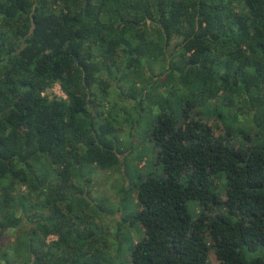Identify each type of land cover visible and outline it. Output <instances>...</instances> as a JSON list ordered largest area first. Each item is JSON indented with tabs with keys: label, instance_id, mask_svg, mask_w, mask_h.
I'll return each mask as SVG.
<instances>
[{
	"label": "trees",
	"instance_id": "trees-1",
	"mask_svg": "<svg viewBox=\"0 0 264 264\" xmlns=\"http://www.w3.org/2000/svg\"><path fill=\"white\" fill-rule=\"evenodd\" d=\"M142 104L162 174L120 220L86 178L127 174ZM25 222L4 264H118L126 224L130 264H264V0H0V229Z\"/></svg>",
	"mask_w": 264,
	"mask_h": 264
},
{
	"label": "rangeland",
	"instance_id": "rangeland-1",
	"mask_svg": "<svg viewBox=\"0 0 264 264\" xmlns=\"http://www.w3.org/2000/svg\"><path fill=\"white\" fill-rule=\"evenodd\" d=\"M171 48V47H170ZM158 65L155 66V71L158 73L160 72L158 69ZM189 94V93H188ZM46 95L51 97L57 98H65V93L62 90L60 84H56L53 88L46 92ZM111 98H114V94L112 91ZM158 98L161 97V94H158ZM146 104H153L151 99L146 100ZM141 109V110H140ZM139 111V114H138ZM138 111L131 113V116L136 117V125L133 128V131L130 129H126L124 134L122 135L123 140L125 142L132 143V155L129 159V163L125 166L124 170L129 168L127 174L121 177L120 173L117 171H103L96 169L91 175L87 174V181H86V189L90 192L89 199L91 201H96L101 206H104L107 211H111L114 209L121 208V210L116 211L114 214L116 218L122 219L125 215L134 213L139 210V206L136 200V192L129 191L126 195H123L122 191L124 186H132L137 183L140 179H143L149 175V173L156 171L159 175L162 174V171L155 166V150L154 144L151 141L150 137L152 135V130L154 124L156 122V117L160 113L161 109L154 107H150L149 105L142 104ZM136 113V114H135ZM138 114V115H137ZM205 123L211 124L214 128L216 123L220 126L219 130H215L217 134H222L224 126L220 121L215 122L213 119L208 120L206 117L203 118ZM240 130L251 131V124L249 121H244V124H235ZM250 135L253 136L254 132L251 131ZM237 145L243 144L241 141V137L237 136L235 139ZM131 148V149H132ZM158 169V170H157ZM118 192V193H117ZM220 193L222 194L223 200L226 199L225 196V180L222 181ZM195 205L192 203V206ZM194 211V209H192ZM126 213V214H125ZM112 220L110 217L105 219L101 225L105 229V232L108 233L114 231L115 225L111 223ZM124 232L122 234V249H121V261L118 264H130L131 257V245L136 243L139 238L142 236V229L139 226H133L130 224H126L124 226ZM33 229V225L30 223H24L22 229H18L16 231H6L4 233V242L14 244L16 241H19L18 247L27 246V241L23 238H19V236L24 237L29 230ZM106 232V233H107ZM25 239V238H24ZM56 237L50 236L47 239V243H52L55 241ZM106 242L108 241L107 238L104 239ZM110 244V243H109ZM5 247V245H4ZM4 247L0 249V261L2 262V253L4 251H10L12 248L5 247L6 249L3 250ZM13 247V246H12ZM16 247V246H14ZM110 248L111 254L115 253V246H108ZM109 252V251H108ZM0 262V263H1ZM208 264H221L220 261L217 259L216 255L212 252L209 257Z\"/></svg>",
	"mask_w": 264,
	"mask_h": 264
},
{
	"label": "flooded vegetation",
	"instance_id": "flooded-vegetation-1",
	"mask_svg": "<svg viewBox=\"0 0 264 264\" xmlns=\"http://www.w3.org/2000/svg\"><path fill=\"white\" fill-rule=\"evenodd\" d=\"M25 45L23 44V47H24ZM27 223V222H26ZM24 224V223H23ZM23 224H21L19 227H16V228H9V229H5V230H2V229H0V248L1 247H4V245H5V247L7 248V247H9V248H12L10 251H9V254L11 255L12 254V252L14 251V246H16V247H18V246H20L19 244V241L20 240H22V239H20L19 241H16L14 244H10V243H5L4 242V237H5V235H4V233L6 232V231H16V230H18V229H22L23 228ZM31 233V229L26 233V235H28L29 236V234ZM26 235L24 236V237H22V236H19V238H23V241L24 240H26L28 243H27V245L29 244V240L26 238ZM54 237V236H53ZM25 238V239H24ZM13 246V247H12ZM3 248V250H5L6 248ZM1 262V261H0ZM0 264H4L3 263V261L0 263Z\"/></svg>",
	"mask_w": 264,
	"mask_h": 264
},
{
	"label": "water",
	"instance_id": "water-1",
	"mask_svg": "<svg viewBox=\"0 0 264 264\" xmlns=\"http://www.w3.org/2000/svg\"><path fill=\"white\" fill-rule=\"evenodd\" d=\"M35 25L33 24L31 30H30V34H32V32L34 31ZM84 197H86L87 199H89L87 193L84 194ZM90 200V199H89ZM91 201V200H90Z\"/></svg>",
	"mask_w": 264,
	"mask_h": 264
},
{
	"label": "built area",
	"instance_id": "built-area-1",
	"mask_svg": "<svg viewBox=\"0 0 264 264\" xmlns=\"http://www.w3.org/2000/svg\"><path fill=\"white\" fill-rule=\"evenodd\" d=\"M65 98H66V96H65Z\"/></svg>",
	"mask_w": 264,
	"mask_h": 264
}]
</instances>
